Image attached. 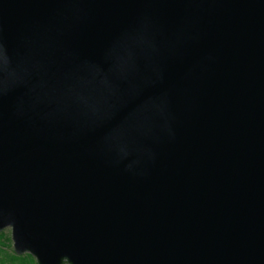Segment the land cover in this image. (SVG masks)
I'll return each mask as SVG.
<instances>
[{
    "label": "water",
    "instance_id": "1",
    "mask_svg": "<svg viewBox=\"0 0 264 264\" xmlns=\"http://www.w3.org/2000/svg\"><path fill=\"white\" fill-rule=\"evenodd\" d=\"M36 264H264V0H0V233Z\"/></svg>",
    "mask_w": 264,
    "mask_h": 264
},
{
    "label": "trees",
    "instance_id": "2",
    "mask_svg": "<svg viewBox=\"0 0 264 264\" xmlns=\"http://www.w3.org/2000/svg\"><path fill=\"white\" fill-rule=\"evenodd\" d=\"M0 264H36L30 255L16 256L11 250L10 237L0 233Z\"/></svg>",
    "mask_w": 264,
    "mask_h": 264
},
{
    "label": "rangeland",
    "instance_id": "3",
    "mask_svg": "<svg viewBox=\"0 0 264 264\" xmlns=\"http://www.w3.org/2000/svg\"><path fill=\"white\" fill-rule=\"evenodd\" d=\"M4 232L7 236L10 237V246H11V250H12V241H11V230L10 229H5ZM13 251V250H12Z\"/></svg>",
    "mask_w": 264,
    "mask_h": 264
}]
</instances>
